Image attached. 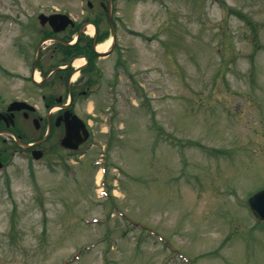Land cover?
Masks as SVG:
<instances>
[{
  "label": "rangeland",
  "instance_id": "374dc122",
  "mask_svg": "<svg viewBox=\"0 0 264 264\" xmlns=\"http://www.w3.org/2000/svg\"><path fill=\"white\" fill-rule=\"evenodd\" d=\"M79 1L0 0L4 102L41 106L20 10L24 23L77 17ZM115 3L127 71L114 145L105 114L96 147L75 156L34 162L6 142L0 264H264V222L245 204L264 188V0Z\"/></svg>",
  "mask_w": 264,
  "mask_h": 264
},
{
  "label": "flooded vegetation",
  "instance_id": "af4514ba",
  "mask_svg": "<svg viewBox=\"0 0 264 264\" xmlns=\"http://www.w3.org/2000/svg\"><path fill=\"white\" fill-rule=\"evenodd\" d=\"M79 2L81 10L77 17L66 10L37 11L28 19L29 22L24 23L21 18L23 11L19 12L22 28L28 38L38 40L35 54L40 45L49 43L50 47L47 49L41 46L38 59L33 60L29 71L32 73L36 69L39 70V81L32 80L31 83L37 88L41 106L38 109L33 106L34 110L30 111L27 107L12 106L14 101L30 105L24 99L4 102L0 98V133L10 132L24 139L29 128L37 134V138L22 142L28 144V147L17 146L16 151H24L30 156L37 152L40 157H44L49 153L59 155L56 151L59 148L64 156H75L88 142L92 143L91 147L94 148L97 141L94 130L97 129V133L103 134L100 129L103 123L98 117L101 114H105V120H102L109 124V129L104 135L105 148L109 147L111 137L115 136L112 130L114 119L119 113L116 108V95L121 72L127 71L126 64L120 61V49L116 43L119 29L117 5L115 0ZM55 13L68 14L72 22L50 24L46 17ZM88 27L92 29L91 35ZM58 29L60 32H54ZM103 40L111 42L108 49L99 51L97 47ZM26 46L29 49L30 45ZM45 50H48V54L41 56V52ZM21 55L26 56L23 51ZM90 104H96L93 106V112L89 110ZM67 131L74 136L73 140H70L71 144L73 141L81 143L86 137L75 151L61 146ZM6 141L8 140L4 135H0L1 163L5 162V155L9 151Z\"/></svg>",
  "mask_w": 264,
  "mask_h": 264
},
{
  "label": "water",
  "instance_id": "95a60500",
  "mask_svg": "<svg viewBox=\"0 0 264 264\" xmlns=\"http://www.w3.org/2000/svg\"><path fill=\"white\" fill-rule=\"evenodd\" d=\"M55 17H64V16H59V15L53 16L52 19L49 18L50 22L58 21L57 19H55ZM12 105L13 106H17V105L26 106L25 103H20V102H15ZM29 109L33 110L32 107H29ZM71 139L72 138L69 136V134H66L65 139L63 140L62 144L66 147L71 146L70 144ZM247 206L249 210L252 211L259 220L264 221V189H261L260 191L251 195L247 200Z\"/></svg>",
  "mask_w": 264,
  "mask_h": 264
},
{
  "label": "bare ground",
  "instance_id": "6f19581e",
  "mask_svg": "<svg viewBox=\"0 0 264 264\" xmlns=\"http://www.w3.org/2000/svg\"><path fill=\"white\" fill-rule=\"evenodd\" d=\"M108 43H109V41H105V43L103 44V45H98V50H103V49H105L106 47H107V45H108Z\"/></svg>",
  "mask_w": 264,
  "mask_h": 264
}]
</instances>
